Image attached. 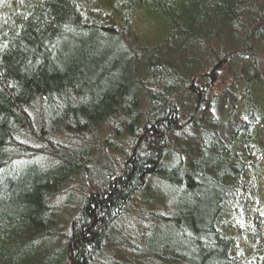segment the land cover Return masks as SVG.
Segmentation results:
<instances>
[{"label": "trees", "instance_id": "trees-1", "mask_svg": "<svg viewBox=\"0 0 264 264\" xmlns=\"http://www.w3.org/2000/svg\"><path fill=\"white\" fill-rule=\"evenodd\" d=\"M260 54L264 0H0V264H264Z\"/></svg>", "mask_w": 264, "mask_h": 264}, {"label": "rangeland", "instance_id": "rangeland-1", "mask_svg": "<svg viewBox=\"0 0 264 264\" xmlns=\"http://www.w3.org/2000/svg\"><path fill=\"white\" fill-rule=\"evenodd\" d=\"M145 28L143 29L142 26H136L135 27L136 30L134 32L135 37H138L139 39H141V37H143V35L145 34V32L146 31L148 32V29H145ZM260 57H261V60H263V64H264V55L263 54H260ZM121 150H123V149H121ZM111 154H112V157L113 156L116 157V154L115 153H111ZM61 193H63L62 194L63 195L62 197H65L66 195H71L74 199H76V198L78 199V198L82 197V195H83V193H82V191L79 188V185L77 183H75L73 185H70V186H66L61 191ZM59 203L61 204L60 207H59V209L61 210L62 220L66 222L67 220H69L75 214V211H77V207H76L77 204H74V203L71 202L72 203L71 205H68L67 203H66L67 205H65L63 203V201L62 202L59 201ZM141 216L142 217H145L146 215H145L144 212H142V215ZM138 221H139V219L136 220L135 226H133L132 228L130 227L131 229H128L131 234H132V232H133V234H136L135 227H137L136 225L138 224ZM128 227L129 226H127V228ZM56 229H60L58 231L62 232V231L65 230V227L62 224H60V226L57 227Z\"/></svg>", "mask_w": 264, "mask_h": 264}]
</instances>
